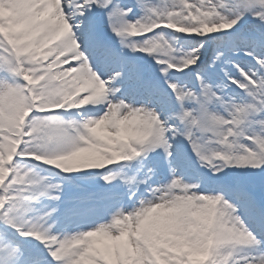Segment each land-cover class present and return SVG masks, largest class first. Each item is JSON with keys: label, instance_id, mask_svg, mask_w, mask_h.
Returning a JSON list of instances; mask_svg holds the SVG:
<instances>
[{"label": "snow or ice", "instance_id": "6c2138e0", "mask_svg": "<svg viewBox=\"0 0 264 264\" xmlns=\"http://www.w3.org/2000/svg\"><path fill=\"white\" fill-rule=\"evenodd\" d=\"M0 264H264V0H0Z\"/></svg>", "mask_w": 264, "mask_h": 264}, {"label": "rangeland", "instance_id": "374dc122", "mask_svg": "<svg viewBox=\"0 0 264 264\" xmlns=\"http://www.w3.org/2000/svg\"><path fill=\"white\" fill-rule=\"evenodd\" d=\"M245 63H248V61H244ZM98 242L102 245L104 243H107V241H104L103 238H97Z\"/></svg>", "mask_w": 264, "mask_h": 264}]
</instances>
